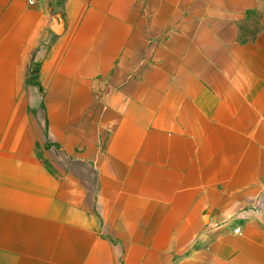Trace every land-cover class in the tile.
Returning <instances> with one entry per match:
<instances>
[{"label":"crops","instance_id":"crops-1","mask_svg":"<svg viewBox=\"0 0 264 264\" xmlns=\"http://www.w3.org/2000/svg\"><path fill=\"white\" fill-rule=\"evenodd\" d=\"M257 12L0 0V264H264Z\"/></svg>","mask_w":264,"mask_h":264},{"label":"rangeland","instance_id":"rangeland-1","mask_svg":"<svg viewBox=\"0 0 264 264\" xmlns=\"http://www.w3.org/2000/svg\"><path fill=\"white\" fill-rule=\"evenodd\" d=\"M262 19H264V13H250L246 15L244 19L240 22L239 25V36L240 37H252L256 36L258 32L261 30V22ZM53 35H55L53 32H51L44 40V43H47L46 45L43 43L40 45L42 49L46 48L50 42L53 39ZM34 56V54H33ZM36 64L30 63V67L28 68L26 72V81L31 82L33 79L34 71L36 70Z\"/></svg>","mask_w":264,"mask_h":264},{"label":"built area","instance_id":"built-area-1","mask_svg":"<svg viewBox=\"0 0 264 264\" xmlns=\"http://www.w3.org/2000/svg\"><path fill=\"white\" fill-rule=\"evenodd\" d=\"M30 3H32V2L30 1ZM235 232H236V233H239V229H236Z\"/></svg>","mask_w":264,"mask_h":264},{"label":"trees","instance_id":"trees-1","mask_svg":"<svg viewBox=\"0 0 264 264\" xmlns=\"http://www.w3.org/2000/svg\"><path fill=\"white\" fill-rule=\"evenodd\" d=\"M34 76V75H33Z\"/></svg>","mask_w":264,"mask_h":264}]
</instances>
